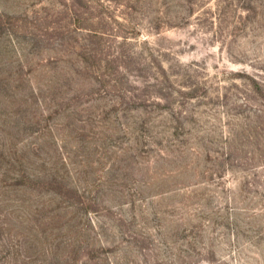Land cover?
I'll list each match as a JSON object with an SVG mask.
<instances>
[{
  "label": "rangeland",
  "instance_id": "rangeland-1",
  "mask_svg": "<svg viewBox=\"0 0 264 264\" xmlns=\"http://www.w3.org/2000/svg\"><path fill=\"white\" fill-rule=\"evenodd\" d=\"M104 255L264 264V0H0V264Z\"/></svg>",
  "mask_w": 264,
  "mask_h": 264
},
{
  "label": "trees",
  "instance_id": "trees-1",
  "mask_svg": "<svg viewBox=\"0 0 264 264\" xmlns=\"http://www.w3.org/2000/svg\"><path fill=\"white\" fill-rule=\"evenodd\" d=\"M58 140L59 139H57V141ZM64 161L66 162V158H64ZM21 177H22V182L24 183V185L27 182H31L32 181V180H30L31 174L28 173V171H26V169H23V172H22V176ZM31 183H34V182H31ZM38 184L41 185L40 183H38ZM50 184H57V182H55V183H48V185H50ZM74 243H77V242L74 241ZM77 244H79V243H77ZM76 251L79 252V254L85 252V254H87V257L90 258V259H92V260L93 259L96 260V258H100L101 257V254H104L105 253V249L103 247H101V246L99 248H95L93 246L92 247H89V246L87 247L86 246L85 249H83V247L81 248V246H78V247H76ZM96 253L98 255H96ZM103 257L104 258L101 259L102 261L100 263H97V264H116L115 262L112 261V259L108 258L106 255H104Z\"/></svg>",
  "mask_w": 264,
  "mask_h": 264
}]
</instances>
